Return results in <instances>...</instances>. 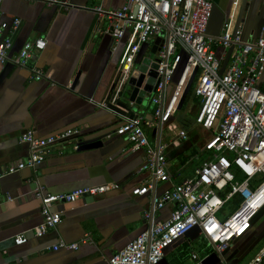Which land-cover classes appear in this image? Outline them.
<instances>
[{
	"label": "crops",
	"instance_id": "obj_1",
	"mask_svg": "<svg viewBox=\"0 0 264 264\" xmlns=\"http://www.w3.org/2000/svg\"><path fill=\"white\" fill-rule=\"evenodd\" d=\"M209 1L213 9L207 34L217 37L231 12L233 0ZM69 2L75 7L67 12L36 1L3 0L0 4V26L8 25L3 35L12 40L10 55L17 54L26 41L39 37L46 40L45 49L35 51L29 61V66H36L44 73V79L34 80L26 70L10 64L0 65V171L28 158L29 146L19 140L28 130L43 139L77 129L80 145H100L79 151L75 149V141L56 144L35 169L25 168L0 179V264H107L114 253L149 228L150 222L143 214L151 211L153 198L159 197L173 183L183 181L176 177L184 172L188 162L193 164L199 159L193 145L204 152V145L212 136L195 123L187 130L176 126L178 112L184 110L195 120L199 109V103L183 95L165 132L161 128L157 137L154 131L145 130L152 146L157 143L167 146L165 156L171 182L154 181L151 173L140 171L144 151L133 150L125 137L115 134L124 120L120 121L110 107H103L119 76L128 46L127 35L115 42L110 35L99 34L97 29L103 23L90 9L100 5L116 10L125 0ZM15 19L20 20V25L12 31ZM235 23L242 26L244 40L256 38L264 26V1L241 0ZM152 47L151 44L141 46L136 59L140 55L151 56ZM212 50L224 70L236 49L214 45ZM174 87L172 81L166 88L165 102ZM153 109L149 102L139 107L137 115L150 120ZM179 131H185L186 140L178 138ZM201 163L198 162L196 168ZM109 184L116 189L103 195L82 196L75 203L55 204L53 210L61 213L60 224L42 238L32 235L31 231L42 222L40 201L34 196L36 188L42 189L44 194L58 195ZM146 185H151L147 195H132L133 189ZM8 197L12 201H8ZM173 210L170 204L153 212L152 223L167 221ZM254 228L255 225L246 241ZM22 234L27 236V242L15 245L13 239ZM196 236L199 231L195 228L167 249L159 264H168L166 259L174 248ZM59 241L79 246L76 251H52L51 247ZM204 256L202 264L219 263L213 252ZM242 256L232 247L225 258L230 264H238Z\"/></svg>",
	"mask_w": 264,
	"mask_h": 264
},
{
	"label": "built area",
	"instance_id": "obj_2",
	"mask_svg": "<svg viewBox=\"0 0 264 264\" xmlns=\"http://www.w3.org/2000/svg\"><path fill=\"white\" fill-rule=\"evenodd\" d=\"M43 3L67 12L75 6L69 0H26ZM241 0H233L232 9L223 23L217 37L207 34V26L213 4L209 0H125L116 10L98 5L90 8L103 23L97 29L99 34L113 37L115 42L127 35L119 76L104 108L116 105L122 97L135 66V59L143 45L151 44L157 38L163 41L157 45L152 58L157 65L158 78L151 95L154 106L151 119L135 116L125 120L115 134L125 137L133 150H143L145 159L140 171L149 172L154 181L171 182L166 145L152 146L146 129L155 131L171 119L177 104L193 77L194 97L199 100L195 124L212 134L205 143L208 158L195 169L194 175L180 183H173L159 197L153 198L151 211L144 212L143 218L151 222L123 249L114 253L107 264H159L167 249L183 239L194 228L199 230L218 257V264H230L225 253L233 245L247 237L254 227L256 216L264 209V26L252 40L243 39L242 26L235 23V15ZM251 1V0H245ZM264 1V0H263ZM3 0H0V4ZM1 13V10H0ZM20 20L15 19L11 30L15 31ZM7 23L0 26V65L10 64L26 70L34 80L44 79V73L36 66H29L35 51L46 47L44 37L26 41L21 50L10 55L12 40L4 37ZM236 49L230 62L221 70L212 46ZM180 64L184 65L178 83L165 102L166 88L171 84ZM161 132V130H160ZM79 131L66 130L47 137L36 138L31 130L19 137L20 142L29 146V156L0 171V179L25 168L35 169L42 164L51 148L66 141L79 145ZM178 138L186 140L184 131ZM116 189L115 185H101L77 189L68 194H44L36 188L34 196L40 201L42 222L31 233L35 238L44 237L56 229L61 222V213L53 210L58 203H75L80 197L103 195ZM151 185L137 187L132 195H147ZM231 200L237 201L236 208L224 218H218L223 207ZM8 201H12L8 197ZM173 205L174 210L165 222L152 223V214ZM87 238L82 240L85 243ZM27 242V236L18 235L13 239L17 246ZM78 243L59 241L52 251H76ZM196 264H202L205 256L191 254ZM244 264H264V246Z\"/></svg>",
	"mask_w": 264,
	"mask_h": 264
},
{
	"label": "rangeland",
	"instance_id": "obj_3",
	"mask_svg": "<svg viewBox=\"0 0 264 264\" xmlns=\"http://www.w3.org/2000/svg\"><path fill=\"white\" fill-rule=\"evenodd\" d=\"M175 117V124L178 126V128H180L181 125L182 128L187 130L190 129L193 123H195V120L191 114H188L184 110L178 112ZM166 125L167 124H164V126H162V129L164 128V132L166 131L165 129H167ZM192 149L199 155V159L193 164H189L188 162V166L185 168L184 172H181V174L176 177L180 181L184 180L185 178H191L193 176L192 172L195 171L198 162H202L208 157V153L201 151L199 146L193 145ZM236 206L237 201L231 200L223 207L221 213L218 214V218L221 219L225 216H228L236 208ZM254 225V232L247 241L245 240V237L233 245V250H237L241 253V255H243L242 259L238 261V264H244L247 262L261 247L264 246V209L256 216ZM229 251L225 253V257H228ZM209 252H212V248L203 237H191L185 243H181L176 246L173 253L167 257L166 261L168 264H196L191 259L192 253H195L199 257H203Z\"/></svg>",
	"mask_w": 264,
	"mask_h": 264
},
{
	"label": "water",
	"instance_id": "obj_4",
	"mask_svg": "<svg viewBox=\"0 0 264 264\" xmlns=\"http://www.w3.org/2000/svg\"><path fill=\"white\" fill-rule=\"evenodd\" d=\"M162 41L163 40L161 38H157L155 40L152 50L150 52L151 56L144 57L143 55H140L139 57H137V59L135 60L136 68L133 69L131 73V76L125 87L122 97L116 103V105L110 106V110L116 117L119 118L120 121L133 119L135 116H137L140 106H146L147 104H149L151 95L153 94L154 87L156 85V80L158 78L157 65L155 61L152 60V56L156 52L157 45H161ZM183 68V64H180L178 66L172 80L174 85L178 83L183 72ZM192 80L193 77L190 79L187 87L185 88L183 94L184 96L188 93V90L192 84ZM160 130L161 125L158 124L153 133H155L157 137H159ZM80 143L81 142H79L78 145L79 151L90 150L100 145V143H88L82 145H80ZM157 145L158 143L156 144V146ZM150 225L151 222L149 223V227ZM185 236L187 237V234Z\"/></svg>",
	"mask_w": 264,
	"mask_h": 264
},
{
	"label": "trees",
	"instance_id": "obj_5",
	"mask_svg": "<svg viewBox=\"0 0 264 264\" xmlns=\"http://www.w3.org/2000/svg\"><path fill=\"white\" fill-rule=\"evenodd\" d=\"M194 84H195V82H193V83L191 84V86H190V88H189V90H188V93H187L186 99L192 98V99L195 101V103L198 105L199 100H197V99L194 97V93H193V91H194Z\"/></svg>",
	"mask_w": 264,
	"mask_h": 264
}]
</instances>
